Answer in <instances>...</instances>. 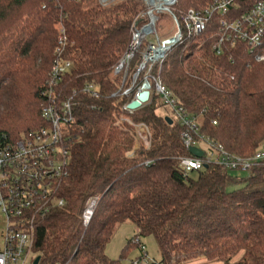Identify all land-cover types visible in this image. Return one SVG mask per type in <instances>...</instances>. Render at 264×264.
Returning a JSON list of instances; mask_svg holds the SVG:
<instances>
[{
    "label": "trees",
    "instance_id": "16d2710c",
    "mask_svg": "<svg viewBox=\"0 0 264 264\" xmlns=\"http://www.w3.org/2000/svg\"><path fill=\"white\" fill-rule=\"evenodd\" d=\"M212 1L178 0L176 8L202 9ZM144 7L143 0L107 6L99 0H0V137L17 139L45 125L43 91L60 36L61 56L72 62L65 90H76L84 103L83 131L72 141L59 190L66 203L36 222L38 264H132L124 262V252L115 259L106 254L128 220L135 234L155 237L157 262L264 264V164L244 177L219 164L185 173L180 158L192 153L179 122L157 113L159 96L153 93L132 112L123 109L133 94L119 91L124 73L115 75L113 67ZM165 23L172 25L167 14L160 16L162 32ZM216 40L213 20L202 34L173 47L152 72L199 117L203 133L233 154L250 156L264 144V59L243 42L218 54ZM258 52L264 53V44ZM139 61L136 56L129 71ZM89 82L100 88L99 98L81 93ZM125 116L147 127L148 145ZM93 195L99 199L84 225L82 213ZM131 245L132 238L123 251Z\"/></svg>",
    "mask_w": 264,
    "mask_h": 264
},
{
    "label": "built area",
    "instance_id": "2783aa9c",
    "mask_svg": "<svg viewBox=\"0 0 264 264\" xmlns=\"http://www.w3.org/2000/svg\"><path fill=\"white\" fill-rule=\"evenodd\" d=\"M116 1L99 0L104 6ZM143 2L145 7L131 26V41L113 67L115 75L124 73L119 91L127 96L133 94L135 99L141 91L149 90L147 102L156 93L160 101L171 108L175 119L183 127L185 146L189 150L194 146L203 151L201 157L192 154L180 158V166L185 173L209 164L250 173L264 164L263 145L250 156H240L229 152L222 143L203 133L199 117L189 114L172 91L152 72L173 47L202 34L213 20L217 24V40L213 44L216 53L220 54L225 46L235 47L243 42L257 59H264V54L258 52L264 44V0H213L202 9L187 10L176 8L178 0ZM162 14L169 15L172 21L165 32H162L163 25L159 24ZM64 38L60 36L59 45L63 44ZM59 45L43 91L47 98L41 112L45 125L17 139L6 135L0 137V210L6 216L0 264H34L32 254H35L37 220L66 203L59 190L68 174L72 141L79 131H83L80 112L84 103L78 98L76 90H65L64 80L72 62L61 56ZM136 56L140 57L138 66L129 71V65ZM81 93L97 99L100 88L95 83H85ZM128 103L124 104L123 109L134 111L127 108ZM122 119L135 126L137 137L143 138L145 145L149 144L145 125L134 123L128 116ZM213 123L217 121L213 120ZM98 199L96 195L87 199L82 213L84 225L90 222ZM132 242L141 250V255L134 258L132 264H166L148 259L139 234L132 237Z\"/></svg>",
    "mask_w": 264,
    "mask_h": 264
},
{
    "label": "rangeland",
    "instance_id": "374dc122",
    "mask_svg": "<svg viewBox=\"0 0 264 264\" xmlns=\"http://www.w3.org/2000/svg\"><path fill=\"white\" fill-rule=\"evenodd\" d=\"M163 15V14H162ZM166 28H169V23H165ZM129 45V44H128ZM264 54V53H263ZM157 113L161 115H171L175 118V115L171 108L167 105H160L157 108ZM139 140L143 141V138L138 137ZM145 144V142H144ZM264 147V144H263ZM232 174H237L238 176L244 177L248 176L250 173L249 171H243V170H233L231 171ZM195 174V172L193 173ZM6 231V216L4 213L0 210V247L2 246L3 242V235ZM135 235V226L131 221H126L122 223L116 230L114 236L110 240V242L107 244L106 247V254L110 259L118 258L121 253L124 252V262L129 263L130 260H133L134 258L141 255V250L139 246L135 243L131 245L128 249L124 250L125 245L127 244L128 240L132 238ZM142 243L145 245L147 257L151 262H154V259L159 261L160 254L157 247L156 239L153 235H147L141 237ZM34 257L37 256V254H32ZM183 264H224L221 261H208L205 259H196L191 260L189 262L183 263Z\"/></svg>",
    "mask_w": 264,
    "mask_h": 264
},
{
    "label": "water",
    "instance_id": "95a60500",
    "mask_svg": "<svg viewBox=\"0 0 264 264\" xmlns=\"http://www.w3.org/2000/svg\"><path fill=\"white\" fill-rule=\"evenodd\" d=\"M149 97H150L149 90H143L137 95V97L135 99L131 100L127 104V108L130 110H136V109L142 107L143 103L147 102ZM166 119L169 121V123L173 122V120L170 117H166ZM190 152L197 157H201L203 155V151L197 147H194V146L190 147ZM39 261H40V256H36L33 263L38 264Z\"/></svg>",
    "mask_w": 264,
    "mask_h": 264
}]
</instances>
